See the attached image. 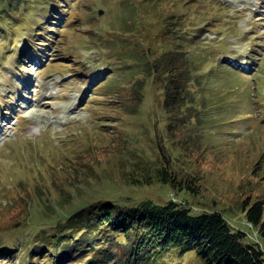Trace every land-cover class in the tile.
Instances as JSON below:
<instances>
[{"label": "rangeland", "instance_id": "1", "mask_svg": "<svg viewBox=\"0 0 264 264\" xmlns=\"http://www.w3.org/2000/svg\"><path fill=\"white\" fill-rule=\"evenodd\" d=\"M162 168L264 250V0H0V264L82 204L189 203Z\"/></svg>", "mask_w": 264, "mask_h": 264}, {"label": "trees", "instance_id": "2", "mask_svg": "<svg viewBox=\"0 0 264 264\" xmlns=\"http://www.w3.org/2000/svg\"><path fill=\"white\" fill-rule=\"evenodd\" d=\"M154 69L162 71L158 65ZM191 71L184 73L186 78H191ZM163 81L166 109L188 103L190 90L185 82ZM160 178L187 191L190 202L124 204L108 199L82 204L68 216L60 214L66 220L57 222L52 233L41 231L25 255L20 256L19 250L11 252L8 264H78V258L82 262L86 257L87 264H108L109 260L122 264L115 247L123 244V264H154L168 252H193L201 264H264L260 244L248 232L233 227L222 211H194L192 201L199 195L198 187L181 184L165 168L160 169ZM244 210L248 226L264 237V202L257 200Z\"/></svg>", "mask_w": 264, "mask_h": 264}]
</instances>
